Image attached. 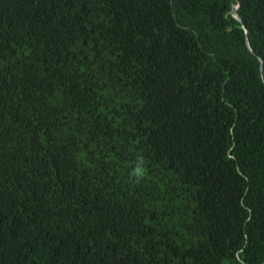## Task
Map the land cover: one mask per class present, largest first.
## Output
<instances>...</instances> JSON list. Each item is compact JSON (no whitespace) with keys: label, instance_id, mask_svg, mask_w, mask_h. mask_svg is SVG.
<instances>
[{"label":"trees","instance_id":"1","mask_svg":"<svg viewBox=\"0 0 264 264\" xmlns=\"http://www.w3.org/2000/svg\"><path fill=\"white\" fill-rule=\"evenodd\" d=\"M263 91L264 0H0V264H264Z\"/></svg>","mask_w":264,"mask_h":264},{"label":"clouds","instance_id":"2","mask_svg":"<svg viewBox=\"0 0 264 264\" xmlns=\"http://www.w3.org/2000/svg\"><path fill=\"white\" fill-rule=\"evenodd\" d=\"M136 175L138 177L142 178V175H143L142 169L138 168L137 171H136Z\"/></svg>","mask_w":264,"mask_h":264},{"label":"rangeland","instance_id":"3","mask_svg":"<svg viewBox=\"0 0 264 264\" xmlns=\"http://www.w3.org/2000/svg\"><path fill=\"white\" fill-rule=\"evenodd\" d=\"M264 92V91H263Z\"/></svg>","mask_w":264,"mask_h":264}]
</instances>
